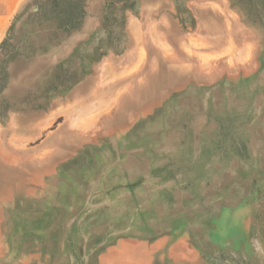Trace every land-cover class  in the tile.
<instances>
[{
    "label": "rangeland",
    "instance_id": "rangeland-1",
    "mask_svg": "<svg viewBox=\"0 0 264 264\" xmlns=\"http://www.w3.org/2000/svg\"><path fill=\"white\" fill-rule=\"evenodd\" d=\"M0 165V264H264V0H0Z\"/></svg>",
    "mask_w": 264,
    "mask_h": 264
},
{
    "label": "bare ground",
    "instance_id": "bare-ground-1",
    "mask_svg": "<svg viewBox=\"0 0 264 264\" xmlns=\"http://www.w3.org/2000/svg\"><path fill=\"white\" fill-rule=\"evenodd\" d=\"M172 33H174V32H172L171 31V35H172ZM151 35V34H150ZM171 40V39H170ZM169 40V41H170ZM156 42V41H155ZM172 42V41H171ZM138 43V42H137ZM136 43V44H137ZM158 43V42H157ZM162 43V42H161ZM144 44V43H143ZM168 44V43H167ZM179 44V43H178ZM158 46H160V45H158ZM192 46V45H191ZM157 47V46H156ZM158 48H161V47H158ZM138 50V49H137ZM140 50V49H139ZM159 50V49H158ZM160 51V50H159ZM161 52V51H160ZM151 53V52H150ZM141 55V54H140ZM143 56V55H142ZM165 56H167V55H165ZM153 57V56H152ZM150 58H151V56H150ZM157 59V58H156ZM147 61V60H146ZM206 62V61H205ZM164 63V62H163ZM170 63V62H169ZM149 64V63H148ZM156 64H157V62H156ZM161 64V63H160ZM158 65H159V63H158ZM145 66V65H144ZM161 66H163V65H161ZM148 67H149V65H148ZM145 68V67H144ZM105 69V68H104ZM103 69V70H104ZM147 69V68H146ZM158 69V68H157ZM206 69V68H205ZM144 70V69H143ZM199 70V69H198ZM196 71V70H195ZM154 72V71H153ZM156 72V71H155ZM140 73V72H139ZM198 73V72H197ZM263 75V74H262ZM143 76H145V74L143 75ZM175 74L173 73V72H171L170 71V69H168V68H166V67H161L160 69H159V71L158 72H156V73H149V75L147 76L148 77V80H149V83H148V85L145 87V88H141V89H139L138 91H141V96L144 98V103H148V102H150L154 97H155V95L157 94V93H161V92H163L164 90H166V89H168V88H170L171 86H172V84H173V82H174V78H175ZM201 76V75H200ZM133 79H135V78H133ZM140 79V78H139ZM187 79V78H186ZM133 81V80H132ZM179 81V80H178ZM203 81H205V80H203ZM193 82V81H192ZM142 83V82H141ZM179 83V82H178ZM182 83V82H181ZM93 86V85H92ZM174 90V89H173ZM117 91V90H116ZM116 93V92H115ZM114 94V93H113ZM140 94V93H139ZM117 96V95H116ZM127 97V96H126ZM157 97V96H156ZM125 98V97H124ZM132 98V97H131ZM139 98V97H138ZM163 98V97H162ZM113 99V98H112ZM123 99V98H122ZM142 99V98H141ZM132 100V99H131ZM139 101H140V99H138ZM113 101V100H112ZM119 101V100H118ZM137 103V102H136ZM141 103V102H140ZM158 103V102H157ZM110 104H113V103H110ZM185 104V103H184ZM191 104V103H190ZM193 104V103H192ZM83 105V104H82ZM127 105L128 104H124V106H126L127 107ZM140 105V104H139ZM138 105V106H139ZM149 105V104H148ZM154 105V104H153ZM144 108V107H143ZM121 110V109H120ZM131 110V109H130ZM137 111V110H136ZM139 111V110H138ZM143 111V110H142ZM147 111V110H146ZM148 112V111H147ZM149 112H150V110H149ZM127 113V112H126ZM136 114V113H135ZM37 116V115H36ZM41 117V116H40ZM28 122V121H27ZM124 122V121H123ZM36 150V149H35ZM20 154V153H19ZM57 154V153H56ZM59 154V153H58ZM22 160V159H21ZM23 161V160H22ZM233 161V160H232ZM1 162H3L2 160H1ZM21 163H23V162H21ZM23 165H25V164H23ZM10 166V165H9ZM57 170V169H56ZM12 171H14V170H12L11 168H7V167H4V165L3 166H1L0 165V189H3V188H5L9 183H10V181H11V179L13 178V175H12ZM51 172V171H50ZM55 172V171H54ZM52 173L53 174V176L54 175H56L55 173ZM58 174V173H57ZM221 174V173H220ZM49 175V174H48ZM52 176V177H53ZM15 178V177H14ZM13 178V179H14ZM55 177H53L52 179H54ZM12 185H14V184H12ZM27 186V185H26ZM0 192H1V190H0ZM7 192V191H6ZM15 193V195L17 194V195H19V194H21V193H23V192H25L24 191V189H23V187L22 186H20V185H16L15 186V191H14ZM9 193V192H8ZM23 195V194H22ZM9 197V196H8ZM25 204H23L26 208H27V210H30L29 211V214H27V219L29 218V222L30 221H34L35 219H37V218H39L40 217V215L42 214V211L40 210V209H36V208H34L30 203H27V202H24ZM42 209H44L43 207H42ZM240 215V214H239ZM239 215H238V217H239ZM4 217H5V214L4 213H2V212H0V219H1V222H2V224L4 225ZM24 217V216H23ZM229 227V229H230V226H228ZM233 228V227H232ZM236 228V227H235ZM234 229V228H233ZM236 231V230H235ZM225 233H227V232H225ZM229 233V232H228ZM223 235V234H222ZM14 243V242H13ZM36 243V242H35ZM34 244V243H33ZM32 245V244H31ZM35 245V244H34ZM38 247V246H37ZM46 248V247H45ZM44 248V249H45ZM29 250V249H28ZM31 250V249H30ZM32 251V250H31Z\"/></svg>",
    "mask_w": 264,
    "mask_h": 264
},
{
    "label": "crops",
    "instance_id": "crops-1",
    "mask_svg": "<svg viewBox=\"0 0 264 264\" xmlns=\"http://www.w3.org/2000/svg\"><path fill=\"white\" fill-rule=\"evenodd\" d=\"M130 264H156L161 260L160 244L155 237L142 236L130 252Z\"/></svg>",
    "mask_w": 264,
    "mask_h": 264
}]
</instances>
